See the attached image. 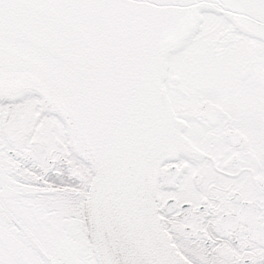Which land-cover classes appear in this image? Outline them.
<instances>
[{"label": "snow or ice", "instance_id": "snow-or-ice-1", "mask_svg": "<svg viewBox=\"0 0 264 264\" xmlns=\"http://www.w3.org/2000/svg\"><path fill=\"white\" fill-rule=\"evenodd\" d=\"M0 264H264V0H0Z\"/></svg>", "mask_w": 264, "mask_h": 264}]
</instances>
